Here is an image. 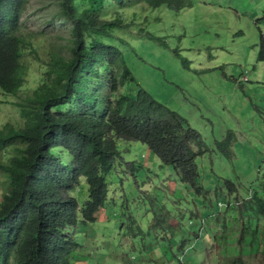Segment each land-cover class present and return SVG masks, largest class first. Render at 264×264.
<instances>
[{
    "label": "rangeland",
    "instance_id": "rangeland-1",
    "mask_svg": "<svg viewBox=\"0 0 264 264\" xmlns=\"http://www.w3.org/2000/svg\"><path fill=\"white\" fill-rule=\"evenodd\" d=\"M191 1L180 11L94 7L124 24L114 44L134 78L128 93L143 88L182 116L204 152L195 159L196 192L141 143L119 141L96 220L72 230L71 257L82 260L73 264H264V0ZM56 9V0L26 4V81L16 96L0 90V126L22 123L17 101L38 85L51 53L69 54V25ZM87 194L82 178L65 196L82 205Z\"/></svg>",
    "mask_w": 264,
    "mask_h": 264
},
{
    "label": "trees",
    "instance_id": "trees-1",
    "mask_svg": "<svg viewBox=\"0 0 264 264\" xmlns=\"http://www.w3.org/2000/svg\"><path fill=\"white\" fill-rule=\"evenodd\" d=\"M84 1L56 0V17L69 25V54L51 53L38 85L17 101L22 123L0 126V173L7 186L0 200V264H70L72 230L96 220L121 140L141 143L182 183L200 189L195 164L204 152L200 134L143 88L128 93L124 85L134 78L115 45L124 24L94 8L109 1L144 2L180 11L192 1ZM27 2L0 0V90L15 96L26 81L24 53L32 48L31 35L19 29ZM260 56L264 59V49ZM82 178L88 194L79 205L65 193Z\"/></svg>",
    "mask_w": 264,
    "mask_h": 264
},
{
    "label": "crops",
    "instance_id": "crops-1",
    "mask_svg": "<svg viewBox=\"0 0 264 264\" xmlns=\"http://www.w3.org/2000/svg\"><path fill=\"white\" fill-rule=\"evenodd\" d=\"M172 246H173V244H172ZM174 247V246H173ZM74 260H76L75 258H73V257H71V262H70V264L72 263L73 264V262H82V260H76V261H74Z\"/></svg>",
    "mask_w": 264,
    "mask_h": 264
}]
</instances>
